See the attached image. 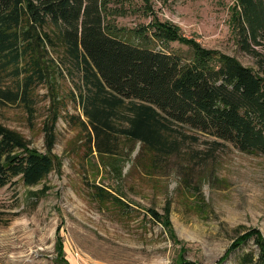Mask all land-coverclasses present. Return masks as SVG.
Instances as JSON below:
<instances>
[{"label": "trees", "instance_id": "16d2710c", "mask_svg": "<svg viewBox=\"0 0 264 264\" xmlns=\"http://www.w3.org/2000/svg\"><path fill=\"white\" fill-rule=\"evenodd\" d=\"M108 3L0 0V106L19 105L32 119L42 86L49 101L45 152L0 121V188L17 177L36 186L61 169L62 158L53 151L60 118L80 127L88 156L98 152L110 168L116 167L119 149L133 152L139 144L137 158L147 173L161 169L190 137L182 132L185 127L231 142L242 152L264 154V53L254 47L264 46V0H238L239 43L261 64L258 71L203 48L168 21L155 18L149 28L160 39L187 44L191 58L157 48L147 31L139 41L127 38L109 21ZM67 80L73 81L69 90ZM69 100L81 114L67 112ZM90 187L97 201L127 207L104 186L93 182ZM148 212L176 240L170 209ZM253 236L259 254L246 253L241 264H264V240L256 230L238 237L217 264Z\"/></svg>", "mask_w": 264, "mask_h": 264}, {"label": "rangeland", "instance_id": "374dc122", "mask_svg": "<svg viewBox=\"0 0 264 264\" xmlns=\"http://www.w3.org/2000/svg\"><path fill=\"white\" fill-rule=\"evenodd\" d=\"M238 11V0L108 3L109 21L127 38L139 41L147 31L157 48L191 58L187 44L160 39L149 28L155 18L168 21L203 48L234 56L258 71L261 64L240 46ZM254 47L264 53V46ZM64 87L69 90L73 81ZM46 92L39 89L32 119L19 105L0 106V121L42 152L47 150ZM67 112L79 115L81 107L69 100ZM80 129L62 118L56 125L53 151L62 158L60 170L36 186L17 177L0 188V264H217L242 234L256 230L264 240V154L242 152L231 142L185 127L182 132L190 137L161 169L147 173L137 158L139 144L133 152L119 149L116 167L110 168L98 152L88 156ZM93 182L120 196L127 207L97 201ZM148 208L161 214L170 209L177 241ZM254 240L222 264H241L248 252L257 257Z\"/></svg>", "mask_w": 264, "mask_h": 264}]
</instances>
